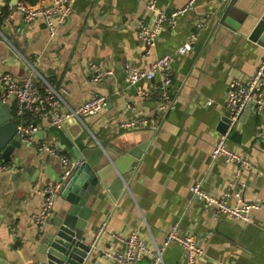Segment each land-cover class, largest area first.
Wrapping results in <instances>:
<instances>
[{
	"label": "crops",
	"instance_id": "1",
	"mask_svg": "<svg viewBox=\"0 0 264 264\" xmlns=\"http://www.w3.org/2000/svg\"><path fill=\"white\" fill-rule=\"evenodd\" d=\"M22 1L35 4L37 0H0L4 35H0V71L18 78L32 76L37 85L38 74L57 88H65L72 107L97 95L107 99L96 115L83 122H66L64 128L37 121V137L54 141L74 160L76 154L84 156L86 151L96 155L100 148L122 171L134 159L128 152L146 147L126 193L115 187L112 169L102 179L111 188L98 183L90 193L86 203L92 212L89 239L97 246L88 264H111L104 254L117 248L112 234L138 232L153 248L163 244L175 224L181 233L198 237L204 250L198 264H264V114L246 112L229 137V147L248 158L252 169L240 171L237 165L211 156L223 133L220 122L226 114L229 83L246 81L264 58V47L258 42L239 35L230 39L216 32L218 11L227 0H197L194 10L174 27L164 23L150 54L145 53L138 31L139 22H149L155 15L150 5L157 11H174L189 0H75L72 16L54 36L41 18L29 25L22 21L16 13ZM4 9L12 15L7 12L4 16ZM192 34L197 35L192 50L175 55ZM166 54L175 55L174 107L161 117L157 100L140 94L149 92L152 83L127 86L124 68L130 63L149 71ZM92 63L112 75L94 82L89 73ZM137 116L154 122L137 130L120 127ZM14 156L10 171L0 177V264H37L35 252L42 232L34 217L41 209L44 188L60 183L63 168L59 159L24 144ZM101 160L98 157L97 163ZM196 183L212 196L235 185L232 205L238 190L245 202L260 208L251 210L248 225L216 215L191 194L190 187ZM62 203L61 191L52 218ZM164 263L184 264L178 244L165 249Z\"/></svg>",
	"mask_w": 264,
	"mask_h": 264
},
{
	"label": "built area",
	"instance_id": "2",
	"mask_svg": "<svg viewBox=\"0 0 264 264\" xmlns=\"http://www.w3.org/2000/svg\"><path fill=\"white\" fill-rule=\"evenodd\" d=\"M196 1L189 0L183 8L174 11H157L153 4L150 5V10L155 13L153 19L149 22H139L138 26L146 54H150L154 48L163 24L169 23L174 27L178 19L194 10ZM74 2L75 0H38L35 4H31L22 1L17 5L16 13L21 16L26 25L41 18L48 27L50 35L54 36L58 27L64 25L72 16ZM9 14L12 15V13ZM0 35L4 36L1 29ZM196 40V34L190 35L187 41L177 49L175 55L190 52ZM175 55L166 54L158 58L149 71H140L130 63L124 68V83L127 86L133 87L142 81L152 83L149 92L140 91V94L157 100L156 111L161 117L174 107L172 63ZM89 73L94 82H100L112 75L110 70L103 69L95 63L89 65ZM37 76L40 77L38 85L32 76L18 78L12 73L0 71V99L10 106L11 112L12 108L15 109V112H12V118L17 124V136L21 143L59 159L63 168L60 183L47 186L43 190L41 209L34 217V223L41 233L53 216L55 201L61 192L62 185L72 176L76 167L83 163V160L70 158L52 140L38 138L40 127L37 121L45 120L51 126L64 128L66 122H83L84 118L96 115L105 107L107 99L105 96L97 95L77 107H72L67 102L65 88H57L42 76L38 74ZM156 78L158 81L155 80ZM263 84L264 58L254 74L246 81L233 79L229 83L225 102V115L229 123L227 130L220 135L212 151L211 156L214 160L223 159L226 163L235 164L240 171L253 168L250 160L231 149L228 142L235 126L246 112L254 111L264 114ZM153 122L154 120L150 117L137 116L120 123V127L126 130H137L146 128ZM9 171V163L0 156V177ZM233 188L236 186L226 188L219 196H212L203 191L200 183H196L190 187V192L201 200L206 210H211L216 215H227L248 225L251 210L259 209L260 206L245 202L238 190L234 193L237 202L232 205L230 200ZM112 238L117 243V248L104 254L111 264H141L145 260L148 264H165L164 251L172 243L182 248L184 264H198L204 256L198 237L181 233L178 224L172 226L162 245L155 244L153 248H150L135 231L127 236L112 234Z\"/></svg>",
	"mask_w": 264,
	"mask_h": 264
},
{
	"label": "water",
	"instance_id": "3",
	"mask_svg": "<svg viewBox=\"0 0 264 264\" xmlns=\"http://www.w3.org/2000/svg\"><path fill=\"white\" fill-rule=\"evenodd\" d=\"M215 30L227 38L232 39L239 35L264 47V0H227L218 11ZM220 123L225 132L229 123L228 117L224 115ZM17 130L10 106L0 99V156L8 163L13 162L16 151L22 146ZM145 150L146 147L141 145L128 152L134 159L126 171L119 170L118 163L116 168L111 158L100 148L95 150L96 155H90L87 151L82 152L84 156L76 154L77 159H82L83 163L76 167L72 176L61 187L63 203L56 216L50 219L49 227L44 228L45 231L40 234L35 252L37 264L89 263L97 246V242L91 243L89 234L93 229L90 224L92 212L86 207L90 193L98 183H102L104 173L111 169L117 180L115 187H122V192L126 193L128 181L139 166ZM98 157L102 158L99 163ZM103 182L102 185L111 188L108 181ZM85 183L88 184L86 188Z\"/></svg>",
	"mask_w": 264,
	"mask_h": 264
},
{
	"label": "trees",
	"instance_id": "4",
	"mask_svg": "<svg viewBox=\"0 0 264 264\" xmlns=\"http://www.w3.org/2000/svg\"><path fill=\"white\" fill-rule=\"evenodd\" d=\"M35 1H36V0H32L31 2H32V3H35ZM37 1H38V0H37ZM37 1H36V2H37ZM7 12H8V11H7L6 9H4L3 12H2V14H4V16H5V15H7ZM8 13H9V12H8ZM2 20H3V17L1 18L0 21H2ZM12 112H13V113L15 112V109H14V108H12Z\"/></svg>",
	"mask_w": 264,
	"mask_h": 264
}]
</instances>
